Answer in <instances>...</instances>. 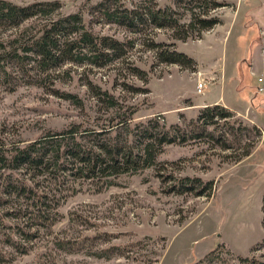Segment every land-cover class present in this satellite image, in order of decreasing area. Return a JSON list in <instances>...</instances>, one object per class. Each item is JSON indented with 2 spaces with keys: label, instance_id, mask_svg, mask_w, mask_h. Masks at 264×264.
Segmentation results:
<instances>
[{
  "label": "rangeland",
  "instance_id": "1",
  "mask_svg": "<svg viewBox=\"0 0 264 264\" xmlns=\"http://www.w3.org/2000/svg\"><path fill=\"white\" fill-rule=\"evenodd\" d=\"M56 1L58 12L78 11L95 32L133 40L134 48L101 68L63 64L39 77L40 86L18 72L11 82L0 78V136L5 142L32 140L71 123L90 129L108 123L118 114L106 108L98 91L115 97L121 115L133 112V123L159 115L167 125H186L187 137L183 140L178 133L175 142L164 145L155 169L99 183L73 181L71 176L62 184L48 176L38 178L37 188L46 196L45 217L28 222L3 218L0 247L7 249L6 259L13 264H193L223 244L218 264H241L234 255L264 261V93L256 90L257 78H264V0H217L226 4L211 11L220 23L185 39L149 20L136 33L105 22L91 9L99 0ZM142 6L153 11L173 8V17L182 16L183 21L191 8L202 11L188 0H146ZM15 31L0 33V38ZM154 43L173 44L195 60V69L158 63ZM212 103L232 110L243 125L261 130L251 155L238 163L214 140L190 136L191 118ZM251 140L248 136L245 144ZM159 170L211 182V192H166L172 181L163 183ZM17 173L24 177L27 171ZM6 208L19 215L15 202L2 206L0 213ZM14 227L34 236L22 240L13 235ZM11 239L18 248L7 245ZM127 244L131 250L124 256L114 250L107 257L103 251Z\"/></svg>",
  "mask_w": 264,
  "mask_h": 264
},
{
  "label": "trees",
  "instance_id": "2",
  "mask_svg": "<svg viewBox=\"0 0 264 264\" xmlns=\"http://www.w3.org/2000/svg\"><path fill=\"white\" fill-rule=\"evenodd\" d=\"M138 3L131 5L125 0H99L91 9L105 22L124 26L133 33L149 20L156 28L173 29L176 39H185L200 36L219 24L220 19L211 15V11L226 5L217 0H188L202 11L191 8L188 20L183 21L182 16L173 17V8L153 11L142 6L146 0H139ZM60 8L56 0L29 3L0 0V33L16 29L0 38V78L12 79L13 74L18 72L29 78L30 83L40 86L39 77L49 75L63 64L86 63L101 68L126 57L134 48L133 40L95 32L80 12L62 13L58 12ZM152 47L158 63L195 69V60L177 51L173 44L154 43ZM96 95L102 98L108 110L118 114L96 129L71 123L63 130L48 131L32 140L12 144L6 143L0 136V209L9 202H15L19 212L15 215L6 208V213H0V227L3 218L8 215L25 218L27 222L45 217L46 196L37 188L38 178L48 176L56 184H62L71 176L73 181L99 183L108 177L155 169L164 145L175 142L178 133L179 138L186 140V125H167L159 121L162 118L159 115L133 123L134 113L121 115L114 96L107 91H98ZM235 116L232 110L219 103L206 104L191 118L190 136L214 140L221 150L230 151L232 162L238 163L251 155L261 137V130L256 125H243ZM248 136L253 140L245 144ZM237 150L241 151L232 156ZM23 169L27 173L20 177L17 172ZM159 177L163 183L172 181L166 192L205 196L212 189L211 182H203L197 177H175L171 171H162ZM14 229L13 235L22 240L34 236L23 229ZM15 242L11 239L7 245L18 248ZM222 246L218 244L193 264H218ZM130 247L129 244L114 245L103 251L107 257L114 250L117 255L124 256L131 250ZM6 250L0 247V264H13L6 259ZM26 251L24 248L21 252ZM234 257L241 264H264L256 256ZM156 260L155 257L149 262Z\"/></svg>",
  "mask_w": 264,
  "mask_h": 264
},
{
  "label": "built area",
  "instance_id": "3",
  "mask_svg": "<svg viewBox=\"0 0 264 264\" xmlns=\"http://www.w3.org/2000/svg\"><path fill=\"white\" fill-rule=\"evenodd\" d=\"M257 87L256 90L258 93H264V78L263 77H258L257 78ZM199 88H201L203 85L202 83L198 84Z\"/></svg>",
  "mask_w": 264,
  "mask_h": 264
}]
</instances>
